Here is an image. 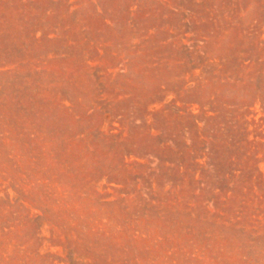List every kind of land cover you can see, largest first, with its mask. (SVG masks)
<instances>
[{
  "label": "rangeland",
  "instance_id": "1",
  "mask_svg": "<svg viewBox=\"0 0 264 264\" xmlns=\"http://www.w3.org/2000/svg\"><path fill=\"white\" fill-rule=\"evenodd\" d=\"M0 264H264V0H0Z\"/></svg>",
  "mask_w": 264,
  "mask_h": 264
}]
</instances>
